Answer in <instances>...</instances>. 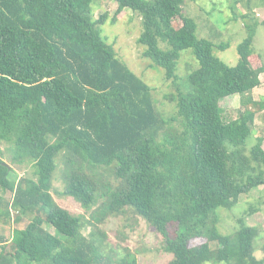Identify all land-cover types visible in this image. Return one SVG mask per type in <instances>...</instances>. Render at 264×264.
Returning <instances> with one entry per match:
<instances>
[{
  "label": "trees",
  "instance_id": "trees-1",
  "mask_svg": "<svg viewBox=\"0 0 264 264\" xmlns=\"http://www.w3.org/2000/svg\"><path fill=\"white\" fill-rule=\"evenodd\" d=\"M112 1L111 23L125 9L140 17L137 43L151 67L163 69L174 115L161 114L152 88L106 43V16L94 18V0H0V142L10 144L12 163L34 167L33 178L17 177L0 149V190L12 194L0 196V223L29 219L9 239L0 234V264H138L127 249L104 252L82 233L90 220L56 204L50 191L59 156L63 194L87 211L100 200L94 221L131 210L162 237L167 264H264L254 255L258 232L244 218L232 234L217 229L219 210L264 185V138L246 147L255 113L224 122L220 106L261 85L264 67L250 61L258 24L246 23L238 62L228 66L214 55L228 45L197 37L186 0ZM187 49L198 67L182 79L177 65Z\"/></svg>",
  "mask_w": 264,
  "mask_h": 264
},
{
  "label": "rangeland",
  "instance_id": "rangeland-1",
  "mask_svg": "<svg viewBox=\"0 0 264 264\" xmlns=\"http://www.w3.org/2000/svg\"><path fill=\"white\" fill-rule=\"evenodd\" d=\"M116 8L117 4L112 0H94V18L97 19L103 14L106 16V23L101 28L102 37L106 43L113 46L117 57L152 88V95L161 114L165 118L174 115L175 104L164 97L172 90L164 79L163 69L156 66L151 67V61L142 56L144 47L137 43L142 31L140 17L138 14L125 9L116 16L115 23H111ZM183 13L195 20L198 38L209 40L217 45L220 43L228 45L224 50H214V55L228 66H235L238 62L237 46L247 35L246 23H257L258 26L255 29L251 45L253 55L250 61L254 65L264 67V0H186ZM164 46L165 44L160 43L161 48ZM197 67L198 62L191 49L180 52L177 65L179 78L184 79L192 69ZM260 81L259 87L243 95L226 97L220 102L224 122L236 119L245 110L255 113L252 123L253 133L247 140V150L257 143L258 137L264 138V72L260 75ZM180 85L183 91L189 90L188 82L185 80ZM173 125L178 124L174 122ZM9 147V143L0 142L1 158L5 164L12 168L17 177L33 178L34 167L32 164L17 165L12 163ZM262 148L264 149V140ZM56 164L50 193L61 208L72 215H83L90 220L91 224L82 229L86 238L94 240L104 252L115 248L119 255L124 254V249H127L135 255L138 264H167L172 259V254L164 250L162 237L144 219L134 215L131 210L106 214L101 217L100 221H94L91 216L93 214L98 216L100 212L96 208L100 206L101 201L99 200L96 206L87 211L74 199L64 195L65 158L59 156ZM85 170L90 172L88 169ZM92 171L99 175L102 173L103 178L108 183L117 184L108 171L103 169H92ZM101 189L100 186L99 194ZM0 196H3L4 200L7 201L12 199L10 192L4 194L0 190ZM250 206L256 209L253 213L248 212ZM0 207L3 211L4 204H1ZM10 214L11 219L18 215L12 209ZM218 215L217 229L222 234H232L238 228L237 220L240 217L244 218L247 225L254 227L258 232L254 240V255L258 260L264 259V185L241 195L233 209H221L218 211ZM28 222L29 219L22 216L18 224L13 220L10 226L0 223V234L9 239L14 229H22ZM46 229L50 233H54L51 227L46 226ZM206 264L213 263L208 262Z\"/></svg>",
  "mask_w": 264,
  "mask_h": 264
}]
</instances>
